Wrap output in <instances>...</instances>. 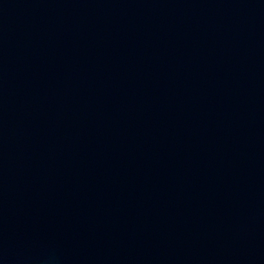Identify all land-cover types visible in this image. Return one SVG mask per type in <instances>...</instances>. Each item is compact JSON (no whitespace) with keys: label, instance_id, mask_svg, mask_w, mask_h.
<instances>
[{"label":"water","instance_id":"1","mask_svg":"<svg viewBox=\"0 0 264 264\" xmlns=\"http://www.w3.org/2000/svg\"><path fill=\"white\" fill-rule=\"evenodd\" d=\"M0 264H264V0H0Z\"/></svg>","mask_w":264,"mask_h":264}]
</instances>
